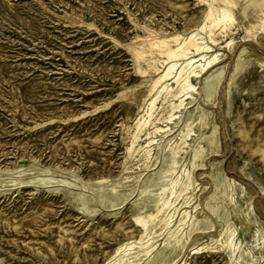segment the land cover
<instances>
[{"label":"rangeland","instance_id":"rangeland-1","mask_svg":"<svg viewBox=\"0 0 264 264\" xmlns=\"http://www.w3.org/2000/svg\"><path fill=\"white\" fill-rule=\"evenodd\" d=\"M233 263L264 264V0H0V264Z\"/></svg>","mask_w":264,"mask_h":264},{"label":"bare ground","instance_id":"bare-ground-1","mask_svg":"<svg viewBox=\"0 0 264 264\" xmlns=\"http://www.w3.org/2000/svg\"><path fill=\"white\" fill-rule=\"evenodd\" d=\"M263 1V0H262ZM229 19V16L225 13V12H222L220 15H218V16H216V17H214V18H211V22H210V24L212 25V26H216L219 22H221V21H223V22H225L226 20H228ZM227 23V22H226ZM224 26V25H223ZM193 36H194V34H190L189 35V37H188V40L186 41V42H184V44L186 43L187 45H193L195 48H200L199 46H198V44H196L195 42H194V40H193ZM202 47V46H201ZM209 48V47H208ZM186 50H187V47L185 48V49H183L182 48V46H179L177 49H170L168 52H169V56L170 57H174V56H176V55H178V54H181V55H186ZM213 58H211V59H208L207 61H206V63H209L211 60H212ZM196 60L195 59H193V58H190V59H187V60H185L184 61V63L178 68V70H177V72H176V74H175V76H174V81H175V83H177L178 84V90H177V92H176V94L177 95H184L185 96V94L187 93V91H191V90H193L194 89V86L191 84V82H190V75H197L196 74V72H195V70L193 69V67H195V66H203V65H201L200 63H198V64H194V62H195ZM174 66H175V63H170L167 67H166V69L161 73V75H158V79L156 80V82H159V81H161V80H164V79H166L171 73H172V69L174 68ZM191 68L190 70H188L187 68ZM202 69V68H201ZM202 74V73H201ZM204 74V73H203ZM171 76V75H170ZM165 86L163 85V87L159 90V91H157V93L156 94H154L152 97H151V99H150V101H149V103H148V110L151 112V110H152V108H153V106L155 105V101L157 100V98H158V96H159V94H160V92H162V90L163 89H165L164 88ZM170 88V87H169ZM167 92H169V90L167 91ZM173 95V94H172ZM166 98V97H165ZM147 113V112H146ZM149 114V113H148ZM154 114V113H153ZM168 114V113H167ZM147 115V114H146ZM152 115V114H151ZM142 117V116H141ZM141 117H138V119H136V123L137 124H139L140 123V118ZM144 117V116H143ZM148 117V116H147ZM144 119V118H143ZM150 119V118H149ZM156 119H157V117H156ZM155 119V120H156ZM167 120V119H166ZM155 122V121H154ZM158 130V129H157ZM156 132V131H155ZM135 150H137V149H135ZM180 191V190H179ZM178 193V192H177ZM169 204V203H168ZM171 212V211H170ZM165 215V214H164ZM163 219V218H162ZM165 219V218H164ZM134 220H135V222L136 223H138V224H141L142 225V227L144 226V222H143V218L142 217H139V216H135L134 217ZM163 221H165V220H163ZM164 223V222H163ZM165 223H167V222H165ZM149 226V225H148ZM148 226H147V228H148ZM156 236V235H155ZM160 237V236H159ZM140 246L141 245H143V244H146L147 243V241H145V242H142V240H143V236H140ZM151 240V239H150ZM153 241V240H152ZM230 244V243H229ZM238 244V243H237ZM232 246V245H231ZM235 247H236V245H235ZM232 248V247H231ZM237 249V248H236ZM233 264H235V263H233Z\"/></svg>","mask_w":264,"mask_h":264}]
</instances>
